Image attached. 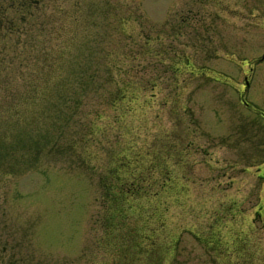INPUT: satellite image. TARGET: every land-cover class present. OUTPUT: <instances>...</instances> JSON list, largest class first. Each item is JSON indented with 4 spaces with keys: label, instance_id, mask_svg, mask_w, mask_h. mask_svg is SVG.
<instances>
[{
    "label": "rangeland",
    "instance_id": "1",
    "mask_svg": "<svg viewBox=\"0 0 264 264\" xmlns=\"http://www.w3.org/2000/svg\"><path fill=\"white\" fill-rule=\"evenodd\" d=\"M42 2L39 91L0 75V264H264V0Z\"/></svg>",
    "mask_w": 264,
    "mask_h": 264
},
{
    "label": "trees",
    "instance_id": "2",
    "mask_svg": "<svg viewBox=\"0 0 264 264\" xmlns=\"http://www.w3.org/2000/svg\"><path fill=\"white\" fill-rule=\"evenodd\" d=\"M10 2H12V1H9V0L0 1V71H2V72H0V75L4 74V71H7V69H9L12 74H15V71L13 72V69L14 70H20V73H21V70L23 68H25L27 70L26 76L23 73H21V75H22L21 78L22 79L25 78L26 80H28L30 78L31 82H30V84H27L26 80H25V86L21 85V92H20L19 96H17L18 99H22V103H23L24 100H25V102L26 101L28 102L33 97L31 95V93L33 91H36V90L39 91L38 88H40V86H39L40 82L39 81L36 82L35 79L37 78V76H40L41 73L43 75L47 74V70L49 68H51V66L50 67L46 66L47 62L45 63V60H49V59L52 58V52L48 51V53H47L48 55H47L46 52L44 53V49L43 48H42V50L40 49L38 51L39 53L37 52V55H36L37 58L36 57L35 58L37 60H39V58H40L41 59V63H37V61H36L35 64L40 67L38 70H36L35 65H33V64H32V66H28V65H23V63H22L23 59L24 60H27V58H28V60L31 59L29 57V55H28L29 52H25L26 46L29 45V40L28 39L26 40V43L24 44L26 46L25 47L24 46H20V49L19 48H15L14 49L11 46H7L5 44V41L8 38H10V37H14L15 41L18 44L17 39L20 37L19 36L20 34L16 33V35H15L13 33H10V28L9 27L13 23L10 22V20H12V19L9 18L8 13H10V11H14V9L10 7L11 6ZM27 9L24 8L25 12L24 11L16 12L15 19H16L17 23H16V25H14V27L17 26V28H20L21 26H27V25L32 24L33 17L31 18L29 13L27 15H25V13L28 12ZM22 15H25V17L23 18V20H20ZM27 27L29 28V26H27ZM39 27H41V29H43V26L39 25ZM21 35H28V32H25V34L23 32H21ZM42 42H43V40L40 41L41 44H42ZM45 44H46V41H45ZM64 55H65V52L62 51L60 53V57L59 58H61V56H64ZM16 59L21 60V63H20L21 65L13 66V62L16 61ZM10 60H12V61H10ZM7 61H10V62H7ZM3 62H6V63H3ZM6 65H8V66H6ZM18 66H20V69L18 68ZM61 75L62 74H59L58 76H61ZM3 81H4V79L0 77V87H1V84H3ZM28 82H29V80H28ZM58 83H61V82H58ZM58 86H60V84ZM58 86L54 87L55 91H57ZM43 88H46V87L44 86ZM46 92H48V91L46 90ZM8 98H9V103L6 104V106H7L6 114L15 115L16 114L15 111H16V108H17L16 100H15L14 96H7V97H5L3 102L4 101L7 102L6 99H8ZM29 106H32V104H29V105L27 104V107H29ZM12 109H13V111H12ZM15 116H17V115H15ZM1 120H2V118H0V123H3ZM10 120L11 119H7L4 122L5 125H6L5 126L6 129L12 130L11 128H9V126H11V125H13L15 123H19L20 124V121H19L20 118L18 116L15 117L14 120H12V121H10ZM9 123H11V125Z\"/></svg>",
    "mask_w": 264,
    "mask_h": 264
},
{
    "label": "flooded vegetation",
    "instance_id": "3",
    "mask_svg": "<svg viewBox=\"0 0 264 264\" xmlns=\"http://www.w3.org/2000/svg\"><path fill=\"white\" fill-rule=\"evenodd\" d=\"M0 1H6V0H0ZM9 1H12V2H10L11 3V6L10 7L14 9V11H11L10 12V15L8 14L9 15V18L12 19V20H10V22L13 23L9 27L10 30H11L10 33L16 28V27H14V25H16V19H15L16 12H22V11L25 12L24 8H26V9L28 8L27 9L28 12H26L25 15H27L29 13L30 16H31V18L33 17L32 24L31 25L33 27L36 26L37 19L40 18V16L39 15H36V10H38V9H36L35 11H33L32 8L35 7V6L40 7V5L43 3L42 0H9ZM25 15H22V17H21L20 20H23V18L25 17ZM196 23L198 24L199 21H197ZM17 31L21 32V29H17Z\"/></svg>",
    "mask_w": 264,
    "mask_h": 264
},
{
    "label": "water",
    "instance_id": "4",
    "mask_svg": "<svg viewBox=\"0 0 264 264\" xmlns=\"http://www.w3.org/2000/svg\"><path fill=\"white\" fill-rule=\"evenodd\" d=\"M262 59H264V56L262 57Z\"/></svg>",
    "mask_w": 264,
    "mask_h": 264
}]
</instances>
